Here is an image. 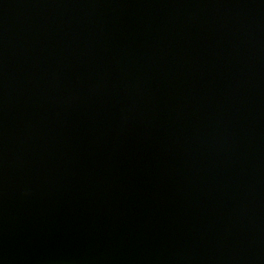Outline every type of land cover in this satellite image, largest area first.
<instances>
[{
  "label": "water",
  "instance_id": "95a60500",
  "mask_svg": "<svg viewBox=\"0 0 264 264\" xmlns=\"http://www.w3.org/2000/svg\"><path fill=\"white\" fill-rule=\"evenodd\" d=\"M0 264H264V0H0Z\"/></svg>",
  "mask_w": 264,
  "mask_h": 264
}]
</instances>
